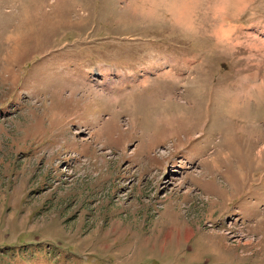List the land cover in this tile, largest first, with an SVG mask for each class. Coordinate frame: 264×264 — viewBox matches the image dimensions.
Masks as SVG:
<instances>
[{
  "label": "rangeland",
  "instance_id": "1",
  "mask_svg": "<svg viewBox=\"0 0 264 264\" xmlns=\"http://www.w3.org/2000/svg\"><path fill=\"white\" fill-rule=\"evenodd\" d=\"M0 264H264V0H0Z\"/></svg>",
  "mask_w": 264,
  "mask_h": 264
},
{
  "label": "bare ground",
  "instance_id": "2",
  "mask_svg": "<svg viewBox=\"0 0 264 264\" xmlns=\"http://www.w3.org/2000/svg\"><path fill=\"white\" fill-rule=\"evenodd\" d=\"M23 24H24V23H23ZM25 24H27V23H25ZM25 24H24V25H25ZM21 25H22V23H21ZM21 25H18V26H21ZM24 25H22V27H23ZM18 26H17V27H18ZM30 27H31V26H30ZM26 28H27V27H26ZM18 29H19V28H18ZM20 29H21V28H20ZM20 29H19V30H20ZM23 29H25V28L23 27ZM229 29H230V28H229ZM25 30H26V29H25ZM28 30H29V29H28ZM22 31H23V30H22ZM18 32L20 33V31H18ZM21 35H23V34H21ZM23 36H24V35H23ZM17 37H18V36H17ZM17 37H16V38H17ZM20 38H21V37H20ZM22 38H23V37H22ZM18 46H19V45H18ZM19 50H20V49H19ZM20 51H21V50H20ZM17 52H18V51H17ZM145 78H146V77H145ZM145 78H144V79H145ZM252 88H254V87H252ZM246 94H247V93H246ZM250 94H252V93H250ZM247 97H249V96H247ZM236 98H237V97H236ZM238 98H239V97H238ZM240 98H241V97H240ZM244 98H246V97H244ZM232 100H233V99H232ZM234 100H235V99H234ZM240 100H241V99H240ZM244 100L246 101V99H244ZM236 102H238V101H236ZM242 103H244V101H243ZM230 104H231V103H230ZM234 105H235V104H234ZM234 105H232L233 108H235ZM240 105H241V104H240ZM240 105H238V107H239ZM233 108H232V109H233ZM188 236H189V234H188Z\"/></svg>",
  "mask_w": 264,
  "mask_h": 264
},
{
  "label": "clouds",
  "instance_id": "3",
  "mask_svg": "<svg viewBox=\"0 0 264 264\" xmlns=\"http://www.w3.org/2000/svg\"><path fill=\"white\" fill-rule=\"evenodd\" d=\"M146 14H147V12H146Z\"/></svg>",
  "mask_w": 264,
  "mask_h": 264
}]
</instances>
